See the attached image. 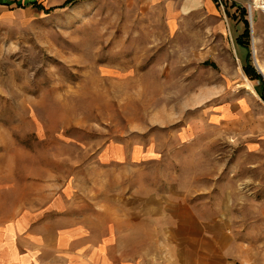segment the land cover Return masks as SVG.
<instances>
[{
  "label": "rangeland",
  "instance_id": "rangeland-1",
  "mask_svg": "<svg viewBox=\"0 0 264 264\" xmlns=\"http://www.w3.org/2000/svg\"><path fill=\"white\" fill-rule=\"evenodd\" d=\"M214 2L218 20L180 15L172 28L149 0H74L49 13L0 2V220L66 195L89 228L106 201L148 209L172 189L223 209L264 264V100L244 69L250 55L260 72L253 36L264 13ZM131 225L130 247L147 252L131 262L157 264L158 224Z\"/></svg>",
  "mask_w": 264,
  "mask_h": 264
},
{
  "label": "crops",
  "instance_id": "crops-1",
  "mask_svg": "<svg viewBox=\"0 0 264 264\" xmlns=\"http://www.w3.org/2000/svg\"><path fill=\"white\" fill-rule=\"evenodd\" d=\"M34 1L41 2L0 0L20 7L32 5ZM149 1L164 8L171 28L180 15L218 20L219 8L214 0ZM255 36L264 63L261 52L264 23L256 24ZM172 192L171 189V198L158 199L157 205L154 201L153 208L148 206V209L145 200L123 198L111 200V204L106 201L105 220L90 216V221H96L89 228L82 215L64 208L66 195L60 196V207L48 208L45 213L32 210L0 220V264H145V257L131 262V254L145 255L147 252L143 242L133 245L137 248L130 247L128 232L133 230V222L143 223L147 217L158 224L154 228L157 234L153 236L160 250L159 256L154 258L157 264H256L250 257V242L239 236L231 217L223 209L212 210V205L204 198L195 201L190 200L187 193L174 195ZM201 206L207 207L204 212L198 209ZM163 219L170 223L164 236ZM119 239L125 242L122 246L117 243ZM137 239L144 241L145 234H138ZM162 255L165 262H162Z\"/></svg>",
  "mask_w": 264,
  "mask_h": 264
},
{
  "label": "trees",
  "instance_id": "trees-1",
  "mask_svg": "<svg viewBox=\"0 0 264 264\" xmlns=\"http://www.w3.org/2000/svg\"><path fill=\"white\" fill-rule=\"evenodd\" d=\"M74 0H66V2L63 5L60 6H55V7H50V8H45L44 4L42 2L39 1H34L32 2V6L36 7L38 9L41 10H45L46 13H49L51 10H54L56 8H62L65 7L67 4L73 2ZM242 12L244 14V16L246 17L247 15V10L244 8L242 9ZM249 23L247 18H245V30L242 33L241 36L238 37V43L239 44H244V38H248L249 37ZM250 59V55L247 56V62L244 65V69L246 74H248L252 79H256L259 81V87L257 88L259 95L262 97V99L264 100V77L263 75L251 64V62L249 61Z\"/></svg>",
  "mask_w": 264,
  "mask_h": 264
},
{
  "label": "bare ground",
  "instance_id": "bare-ground-1",
  "mask_svg": "<svg viewBox=\"0 0 264 264\" xmlns=\"http://www.w3.org/2000/svg\"><path fill=\"white\" fill-rule=\"evenodd\" d=\"M255 2L257 3L258 1L256 0ZM253 52H254V56H255L256 65L258 66L259 70L262 72V74L264 76V63L261 60L259 53H258L257 38H256L255 34L253 36ZM244 86L246 89L250 90L252 93L257 94L255 89L253 88V86L251 85V83L249 81L245 82Z\"/></svg>",
  "mask_w": 264,
  "mask_h": 264
},
{
  "label": "built area",
  "instance_id": "built-area-1",
  "mask_svg": "<svg viewBox=\"0 0 264 264\" xmlns=\"http://www.w3.org/2000/svg\"><path fill=\"white\" fill-rule=\"evenodd\" d=\"M256 0H248L247 2V10L250 14V16L253 15V12L260 11L264 13V0H257L258 2H255Z\"/></svg>",
  "mask_w": 264,
  "mask_h": 264
},
{
  "label": "water",
  "instance_id": "water-1",
  "mask_svg": "<svg viewBox=\"0 0 264 264\" xmlns=\"http://www.w3.org/2000/svg\"><path fill=\"white\" fill-rule=\"evenodd\" d=\"M264 77V76H263Z\"/></svg>",
  "mask_w": 264,
  "mask_h": 264
}]
</instances>
